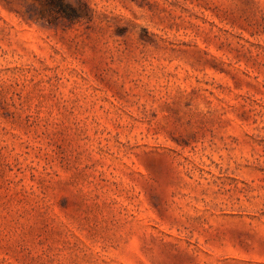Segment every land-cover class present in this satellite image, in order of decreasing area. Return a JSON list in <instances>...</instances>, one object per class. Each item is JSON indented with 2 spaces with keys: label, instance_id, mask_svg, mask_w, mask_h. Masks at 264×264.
<instances>
[{
  "label": "rangeland",
  "instance_id": "obj_1",
  "mask_svg": "<svg viewBox=\"0 0 264 264\" xmlns=\"http://www.w3.org/2000/svg\"><path fill=\"white\" fill-rule=\"evenodd\" d=\"M0 264H264V0H0Z\"/></svg>",
  "mask_w": 264,
  "mask_h": 264
}]
</instances>
